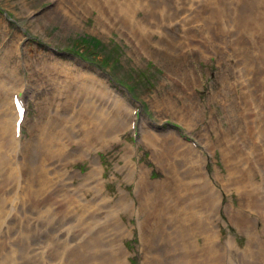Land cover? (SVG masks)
<instances>
[{
  "label": "rangeland",
  "instance_id": "rangeland-1",
  "mask_svg": "<svg viewBox=\"0 0 264 264\" xmlns=\"http://www.w3.org/2000/svg\"><path fill=\"white\" fill-rule=\"evenodd\" d=\"M0 71L25 111L0 136V264H264V0H0ZM37 164L71 188L39 191ZM140 169L166 184L139 194Z\"/></svg>",
  "mask_w": 264,
  "mask_h": 264
},
{
  "label": "bare ground",
  "instance_id": "bare-ground-1",
  "mask_svg": "<svg viewBox=\"0 0 264 264\" xmlns=\"http://www.w3.org/2000/svg\"><path fill=\"white\" fill-rule=\"evenodd\" d=\"M15 62V61H14ZM1 72V71H0ZM12 72H14V71H12ZM13 74H15V73H13ZM8 76H9V74H7ZM11 75V74H10ZM2 76V75H1ZM5 76V75H4ZM16 76V75H15ZM7 78V77H6ZM15 79V78H14ZM10 80V79H9ZM23 81V80H22ZM9 82V81H8ZM8 82L6 81V80H2V78L0 77V89H2L4 92L3 93H1V95H0V136L2 135H7V137L9 138V143H13L12 145L13 146H16L15 144L17 143V147L19 146V140H18V138L16 137V132H15V130H14V127H15V122L14 121H16V118H17V111H15V108H14V101H13V99H15V93L19 90L20 91V89H21V85L20 86H18L19 84V81H17V80H11V83L10 84H8ZM21 83V82H20ZM22 84V83H21ZM25 84V83H24ZM23 85V84H22ZM99 91H100V89H99ZM2 92V91H1ZM96 93H98V92H96ZM96 93H94V94H96ZM100 93H101V91H100ZM99 94V93H98ZM106 94V93H105ZM110 94V93H109ZM95 96V95H94ZM110 96V95H109ZM41 97V96H40ZM108 97V96H107ZM111 97V96H110ZM88 98H90V97H86V99H88ZM93 98V99H92ZM91 99L92 100H86L87 101V107L86 108H91V109H93V111H91L92 112V114L90 115V119L91 120H93L94 122H96L97 124H100L101 126L103 125V124H105V123H107L108 122V120H107V117H103L102 115H103V111L104 110H106L107 109V107L104 105V101H103V103L102 102H97V97H92ZM103 98V97H102ZM105 98V97H104ZM105 101H106V99H105ZM82 102V101H81ZM55 104V103H54ZM91 105V106H90ZM122 105V104H121ZM54 108V107H53ZM83 108V107H82ZM104 108V109H103ZM111 108V107H110ZM39 110V109H38ZM46 110V109H45ZM67 111V110H66ZM38 112H40V111H38ZM42 112V111H41ZM40 112V113H41ZM45 112V111H44ZM49 112V111H48ZM105 112V111H104ZM44 114V113H43ZM124 114V113H123ZM128 114V113H127ZM117 116V115H116ZM129 116V115H128ZM118 117V116H117ZM115 118V117H114ZM129 118V117H128ZM112 119V118H111ZM113 120V119H112ZM121 120V119H120ZM24 121V118L22 117V122ZM89 121V120H88ZM116 121V120H115ZM78 122V121H77ZM75 123H76V121H75ZM115 123V122H114ZM49 124V123H48ZM111 124H113V123H111ZM124 123H120V121L118 122V123H115L114 124V126L112 127V131H111V134L113 133V134H115V137H116V135H117V133H119L120 131H122L125 127H124V125H123ZM127 124V123H126ZM129 124V123H128ZM41 125V124H40ZM78 125V124H77ZM82 125V124H81ZM80 125V126H81ZM84 125V124H83ZM129 126V125H128ZM73 127V126H72ZM71 127V128H72ZM76 128V127H75ZM84 128V129H83ZM89 127H87L86 125H84V127L82 126V129L83 130H87ZM104 128V127H103ZM102 128V129H103ZM69 129V128H68ZM72 129H74V127L72 128ZM79 129V128H78ZM96 129V128H95ZM100 129V128H99ZM105 129V128H104ZM82 130V131H83ZM85 130V131H86ZM88 130H90V129H88ZM101 130V129H100ZM55 133H57V132H55ZM73 133V132H72ZM83 133V132H82ZM81 133V135H82V137H83V134ZM86 133V132H85ZM84 133V134H85ZM91 133V132H90ZM89 133V134H90ZM37 134V133H36ZM40 134V133H39ZM41 134H43V133H41ZM74 134V133H73ZM62 135V134H61ZM64 135V134H63ZM4 136V137H5ZM43 136V135H42ZM76 136V135H75ZM85 136H87V133L85 134ZM3 137V138H4ZM79 137V136H78ZM94 137V136H93ZM114 137V138H115ZM58 138V137H57ZM155 138V137H154ZM1 139H2V137H1ZM0 139V141H3L4 142V140H1ZM68 139V138H67ZM69 139H70V137H69ZM82 139V138H81ZM90 139V138H89ZM48 140H49V137H48ZM60 140L62 141V139L60 138ZM92 140V139H91ZM55 141V140H54ZM57 141V140H56ZM2 142V143H3ZM21 142V141H20ZM47 142V141H46ZM69 142V141H68ZM44 143V142H43ZM51 143V142H50ZM53 143V142H52ZM56 143V142H55ZM64 143V142H63ZM66 144V143H65ZM69 144V143H68ZM87 144V143H86ZM152 144V143H151ZM28 145V144H27ZM52 145V144H51ZM149 145V144H148ZM12 146V147H13ZM160 146V145H159ZM170 146V145H169ZM172 146V145H171ZM4 147V146H3ZM16 147V148H17ZM86 147V146H85ZM8 148H10V147H8ZM15 148V147H14ZM40 148V147H39ZM43 148L44 147H41L40 149L43 151ZM52 148V147H51ZM72 148V147H71ZM83 148V147H82ZM88 148V147H87ZM151 148V147H150ZM1 149V148H0ZM35 149V148H34ZM33 149V150H34ZM54 149L55 150H59V148L57 147V146H54ZM69 149V148H68ZM78 149H80V148H78ZM90 148H88L87 150H89ZM156 148H154V149H152V150H154L153 152H154V155L155 156H159L160 155V153H157L156 152V150H155ZM55 150H53V151H55ZM62 150V149H61ZM64 150V149H63ZM62 150V151H63ZM85 150V149H84ZM3 151V150H2ZM9 151V150H8ZM32 151V148L31 147H29V148H27V151H25L24 150V153H23V151L21 152L22 153V155H21V158L22 157H24V158H22L23 160L24 159H26V160H28V157L30 156L29 154H30V152ZM40 151V150H39ZM67 151V150H66ZM86 151V150H85ZM169 151H171V150H169ZM7 152V151H6ZM57 152V151H56ZM59 152H60V150H59ZM58 152V154H60ZM65 152V150L63 151V153ZM88 152V151H87ZM153 152H152V154H153ZM36 153V152H35ZM54 153V152H53ZM162 153V152H161ZM167 153H169V152H167ZM175 153V152H174ZM173 153V154H174ZM181 153V152H180ZM7 154H9V153H7ZM56 154V153H55ZM62 154V153H61ZM74 154V153H73ZM76 154V153H75ZM156 154H158V155H156ZM178 154V153H177ZM198 154V153H197ZM196 154V155H197ZM222 154V153H221ZM5 155V154H4ZM14 155V154H13ZM68 155V154H67ZM153 155V156H154ZM164 155V154H163ZM0 156H2V154H0ZM11 156H12V154H11ZM78 156H80V155H78ZM181 156V155H180ZM8 157V156H7ZM10 157V156H9ZM8 157V158H9ZM12 157H14L15 158V156H12ZM39 157V156H38ZM42 157V156H41ZM70 155L69 156H67V157H62L63 158V160H61V158H60V161L62 162H60L61 163V167L63 168V169H65V171H67V169L65 168V165H67L68 164V159H69V161H70ZM95 157V156H94ZM4 158V157H3ZM202 158V157H201ZM4 159H7V158H4ZM13 159V158H12ZM22 159H21V161H22ZM42 159H43V157H42ZM56 159V158H55ZM58 159V158H57ZM161 159H162V157H161ZM171 159V158H170ZM200 159V158H199ZM11 160V159H10ZM11 161H13V160H11ZM11 161H8V162H11ZM94 161V160H93ZM128 162H129V160H127ZM158 161V160H157ZM8 162H7V165H8ZM47 162V161H46ZM50 162V161H49ZM195 162H196V160H195ZM201 162V161H200ZM42 163H44V162H42ZM56 163H58V162H56ZM94 163V162H93ZM172 163V162H171ZM170 163V164H171ZM179 163V162H178ZM199 163V162H198ZM29 164V166H32V167H34V164L32 163V160H30V162L28 163ZM97 164V163H96ZM6 165V164H5ZM159 165H161V164H159ZM165 165V164H164ZM166 165H168V164H166ZM58 166V165H57ZM162 167H163V165H161ZM200 166V165H199ZM237 166V165H236ZM235 166V167H236ZM7 167V166H6ZM13 167H15V166H13ZM55 166H53V168H54ZM95 168L93 169L92 168V170H91V172L90 173H93L92 174V177L94 176V174H99V170H97V166H94ZM161 167V168H162ZM165 167V166H164ZM163 167V168H164ZM8 168V167H7ZM44 168V169H43ZM42 168V165H40V164H37V166H36V170L37 171H35V169H31L32 171H31V175L34 177L35 175H37L36 176V179L38 180L37 181V185H38V190L40 191V190H43L42 189V184L41 183H43L44 182V177H45V175L47 174L48 175V177H49V182H52V183H54V185H53V187L56 185V184H58V187H57V189L56 188H54V189H56V192L57 191H59L60 192V190H62V189H68V188H71V186H72V183L70 182V180H71V178H72V176H74L71 172H67L66 174H64V175H60L59 176V174L58 175H52L51 174V172H49L47 169L49 168V165L48 164H44V167ZM178 166H176V165H172L171 166V169L169 170V173H170V175L172 176V175H176V178H177V181H179L180 183H182V182H184L186 185L187 184H191L192 185V183H194L195 181H196V186H199V185H201L200 183H202L201 181H199L198 180V178L200 179V178H202V177H200V174H197V179H195V178H193V175L195 174V173H191V172H187L186 174H184V175H182V174H180V173H178L177 171H178ZM5 169V168H4ZM52 169V168H51ZM166 169V168H165ZM195 169V168H194ZM10 170V169H9ZM143 169H140V171L137 173L138 174V177H142L141 179H143V181L142 180H140L139 181V189H138V192H139V194H142V192H143V190L145 191V189L148 187V186H151V185H156V186H163L164 184H166V181H162V182H160V181H152V182H150L148 179H147V177L143 174L144 172V170L142 171ZM196 170V169H195ZM55 171H56V173H57V167H55ZM76 171V170H75ZM163 171H166V170H164V169H162V172ZM168 171V170H167ZM197 171V170H196ZM167 173L168 172H166L165 174L167 175ZM85 176H87V175H85ZM196 176V175H195ZM51 177V178H50ZM84 177V176H83ZM88 177V176H87ZM174 177V176H173ZM97 178V177H96ZM95 178V179H96ZM169 178V177H168ZM171 178V177H170ZM207 178V177H206ZM164 179V178H163ZM167 179V178H166ZM34 180V179H33ZM47 180V179H46ZM138 180V179H137ZM170 180H172V179H170ZM204 180V179H203ZM233 180V179H232ZM31 181V180H30ZM207 181H208V179H207ZM87 182V181H86ZM86 182H84V183H86ZM95 182V181H94ZM168 182H169V180H168ZM173 182H175V180L173 181ZM82 183V182H81ZM136 183V182H135ZM152 183V184H151ZM205 183V182H204ZM206 183H208V182H206ZM32 184V183H31ZM51 184V183H50ZM88 184V183H87ZM98 184V183H97ZM100 184V183H99ZM203 184V183H202ZM236 184V183H235ZM45 185V184H44ZM44 185H43V187H44ZM48 185V184H47ZM84 185V184H83ZM189 186V187H191V189H192V187L193 186ZM195 185H194V187H195ZM205 185H207V184H204V187H205ZM46 186V185H45ZM85 186V185H84ZM176 186H177V184H176ZM83 187V186H82ZM175 187V186H174ZM188 186L187 187H185L186 189L187 188H189ZM201 187V186H200ZM45 188V187H44ZM89 188V187H88ZM94 188H97V189H99V187H94ZM175 188H177V187H175ZM183 189H184V187H182ZM197 188V187H196ZM36 189V188H35ZM51 189V188H50ZM82 189V188H81ZM102 189V188H101ZM150 189V188H149ZM183 189H182V191H183ZM190 189V188H189ZM188 189V191H187V193H189L190 192V190ZM84 190H85V188H84ZM96 190V189H95ZM176 190V189H175ZM177 190H179V189H177ZM193 190V189H192ZM36 191V190H35ZM50 191V190H49ZM98 191V190H97ZM169 190H167L166 191V193L168 192ZM171 191V190H170ZM194 191V190H193ZM191 192V193H194V192ZM199 191V190H198ZM105 192V191H104ZM172 192V191H171ZM184 192H185V189H184ZM203 190H202V194H203ZM210 192V191H209ZM36 193V192H35ZM45 193H47V192H45ZM74 193V192H73ZM145 193H146V191H145ZM161 193V192H160ZM163 193V192H162ZM165 193V192H164ZM170 193V192H169ZM187 193H185V194H187ZM200 193V192H199ZM208 193V192H207ZM58 194V193H57ZM70 194V193H69ZM72 194V193H71ZM75 194V193H74ZM78 194V193H77ZM157 194V193H156ZM185 194L183 195L184 197H186L185 196ZM55 195V194H54ZM65 195V194H64ZM164 195V194H163ZM173 195V194H172ZM177 195V194H176ZM175 195V196H176ZM179 196H180V194H178ZM190 195V194H189ZM213 195V194H212ZM53 196V195H52ZM73 196H75V195H73ZM78 196H80V195H78ZM97 196V198H98V196L99 195H96ZM138 196V195H137ZM188 196V195H187ZM194 197H195V195H193ZM198 197H199V195H197ZM196 196V197H197ZM202 195H200V197H201ZM57 197V196H56ZM102 197V196H101ZM109 197V196H108ZM130 197V196H129ZM173 197V196H172ZM58 198V197H57ZM65 198H66V196H65ZM73 198V197H72ZM76 198V197H75ZM162 198H163V196H162ZM168 198V197H167ZM175 199H176V201H178L177 200V198L176 197H174ZM179 198V197H178ZM180 198H181V196H180ZM179 198V199H180ZM189 198V197H188ZM191 198V199H190ZM189 199L192 201L193 199L196 201V199L195 198H192V196L190 197ZM202 198H203V196H202ZM208 198V197H207ZM212 198V197H211ZM218 198V197H217ZM55 199V198H54ZM79 199V198H78ZM80 199H81V197H80ZM101 199V198H100ZM106 198H104V200H105ZM158 199V198H157ZM160 199V198H159ZM169 199H171V196H170V198ZM186 198H184V200H185ZM206 199V198H205ZM52 200V199H51ZM69 200V199H68ZM103 200V201H104ZM143 200V199H142ZM163 200H165V199H163ZM173 200V199H172ZM183 200V201H184ZM200 200H202V199H200ZM219 200V199H218ZM217 200V201H218ZM63 201H64V198H63ZM66 201V200H65ZM106 201V200H105ZM104 201V202H105ZM132 201V200H131ZM159 201V200H158ZM167 201H168V199H167ZM180 201H181V199H180ZM188 200H186V202H187ZM190 201V202H191ZM198 201V200H197ZM204 201V200H203ZM214 201H215V198H214ZM216 201V202H217ZM45 202H47V201H45ZM84 202V201H83ZM98 202V201H97ZM152 201L150 200V203H151ZM168 202H170V200L168 201ZM179 202V201H178ZM198 202H200V201H198ZM126 204L125 203V199L124 198H121V200H120V202H118L117 204L118 205H121V204ZM129 203V202H128ZM147 200L146 201H144V203H143V205L145 206V208H149L150 206H151V204H150ZM153 203V202H152ZM155 203V202H154ZM153 203V204H154ZM159 203H160V201H159ZM159 203H155V204H159ZM167 203V202H166ZM165 203V204H166ZM183 203H185V202H183ZM188 203V202H187ZM186 203V204H187ZM203 203V202H202ZM213 203V202H212ZM81 204V203H80ZM79 204V205H80ZM164 204V203H163ZM162 204V205H163ZM169 204V203H168ZM76 205H78V204H76ZM138 205V204H137ZM160 205V204H159ZM171 205V204H170ZM198 205L200 206V204L198 203ZM204 205H205V202H204ZM161 206V205H160ZM164 206V205H163ZM169 206V205H168ZM168 206H166V207H168ZM175 206V205H174ZM210 206H211V202H210ZM152 207V206H151ZM150 207V209H148V210H150V211H153V209ZM165 207V206H164ZM198 206H196L195 205V203L192 201V203H189L188 205H187V208L190 210V211H192L193 213L194 212H198V209L199 208H197ZM176 208V207H175ZM179 208H180V206H179ZM152 209V210H151ZM206 209V208H205ZM145 210V209H144ZM163 210V209H162ZM167 211H168V209H166ZM176 210V209H175ZM188 210V211H189ZM214 210V209H213ZM155 211V210H154ZM153 211V212H154ZM184 211V210H183ZM186 211V210H185ZM184 211V212H185ZM189 211V212H190ZM200 211H201V209H200ZM233 211H235V210H233ZM149 212V211H148ZM166 212V211H165ZM187 212V211H186ZM192 212H190V215H191V213ZM214 212V211H213ZM136 213V212H135ZM143 213V212H142ZM151 213V212H150ZM162 213H164V210L162 211ZM167 213V212H166ZM153 214V213H152ZM156 214V213H155ZM169 214V213H168ZM178 214V213H177ZM183 214H185V213H183ZM189 214V213H188ZM160 215V214H159ZM179 215H181V214H179ZM179 215H173L174 217L175 216H177V218H179ZM192 215H194V214H192ZM191 215V216H192ZM144 216V215H143ZM142 216V217H143ZM157 216V215H156ZM161 216V215H160ZM163 216V215H162ZM161 216V217H162ZM166 216V215H165ZM169 216H171V215H169ZM169 216L167 215L166 217H168L169 218ZM173 216H172V218H173ZM184 216V215H183ZM199 216V215H198ZM148 217V216H147ZM155 217V216H154ZM187 217H188V215H187ZM163 218H164V216H163ZM168 218H166V219H168ZM176 218V219H177ZM154 219V218H153ZM155 219H158V217H156ZM160 219V218H159ZM162 219V218H161ZM165 219V220H166ZM175 219V218H174ZM180 219H181V217H180ZM189 219H192V218H189ZM146 220V219H145ZM144 220V221H145ZM171 220V219H170ZM188 220V219H187ZM193 220H195V219H193ZM198 220H199V218H198ZM197 220V221H198ZM172 221V220H171ZM177 221V220H176ZM184 221V220H183ZM188 221H190V220H188ZM175 222V221H174ZM173 222V223H174ZM178 222H179V219H178ZM193 222V221H192ZM149 223V222H148ZM160 224H161V222H159ZM168 223H170V222H168ZM180 223V222H179ZM179 223H178V225H179ZM182 223V222H181ZM195 224H196V222H194ZM195 224H193V226H192V224H191V227H193V228H195ZM198 224V223H197ZM172 225V224H171ZM200 225V224H199ZM198 225V226H199ZM173 227H174V225H173ZM179 227H180V225H179ZM160 228V227H159ZM175 228V227H174ZM183 228V227H182ZM190 227H188V229H189ZM152 229V228H151ZM163 229V228H162ZM184 229V228H183ZM183 229H182V231H183ZM191 229V228H190ZM189 229V230H190ZM129 230V229H128ZM194 230L195 229H193V231L192 232H194ZM199 230V229H198ZM174 231H176V230H174ZM186 231H188V230H186ZM191 231V230H190ZM189 231V232H190ZM197 231V230H196ZM200 231V230H199ZM176 232H178V230L176 231ZM175 232V233H176ZM152 233V232H151ZM179 233H180V231H179ZM184 234V233H183ZM206 234V233H205ZM179 235V234H178ZM177 235V236H178ZM189 235H190V233H189ZM182 236V235H181ZM188 236V235H187ZM1 240H3V239H1ZM0 240V241H1ZM231 245V244H230ZM154 247V246H153ZM124 248V247H123ZM126 249V248H125ZM126 254V253H125ZM127 255H128V253H127ZM16 259V258H15ZM149 261V260H148ZM8 263V262H7ZM12 264H14V263H12Z\"/></svg>",
  "mask_w": 264,
  "mask_h": 264
}]
</instances>
